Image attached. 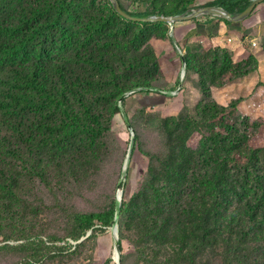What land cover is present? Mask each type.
Here are the masks:
<instances>
[{
  "label": "rangeland",
  "instance_id": "1",
  "mask_svg": "<svg viewBox=\"0 0 264 264\" xmlns=\"http://www.w3.org/2000/svg\"><path fill=\"white\" fill-rule=\"evenodd\" d=\"M208 1L118 0L140 17L177 15ZM64 2L78 13L114 17L125 39L122 54L141 63L123 69L132 89L118 101L108 131L98 133L93 121L81 119L75 133H83L62 159L52 142V152L35 155L33 167H6L17 177L0 187V264H222V251L186 259L214 200L210 180L220 152L218 143L207 149L203 140L240 138L242 164H256L264 185V93L230 86L257 70V58L235 62L227 45L206 35L175 42L176 22L130 21L110 0ZM246 44L264 52V35L255 47ZM262 198L264 211V192ZM115 204L122 213L113 227L78 224L77 217L106 213ZM152 217L161 224L171 219L178 237L154 241L143 230ZM262 239L258 264H264V227Z\"/></svg>",
  "mask_w": 264,
  "mask_h": 264
},
{
  "label": "trees",
  "instance_id": "2",
  "mask_svg": "<svg viewBox=\"0 0 264 264\" xmlns=\"http://www.w3.org/2000/svg\"><path fill=\"white\" fill-rule=\"evenodd\" d=\"M252 2L209 0L204 5H219L235 15ZM119 32L114 17L101 10L78 13L64 0H0V187L17 177L6 167H33L34 156L45 158L53 147L62 159L73 138L83 133H75L81 119L93 121L98 133L109 130L118 101L132 89L123 69L141 63L132 53L122 54L125 39ZM215 143L220 157L214 153L219 158L210 180L211 216L194 230L193 252L186 259L211 250L222 251V264H258L264 227L260 168L242 164L246 149L240 138L205 137L203 147L212 149ZM155 196L163 198L160 192ZM121 213L122 206L115 204L106 213L79 216L77 222L111 228ZM170 226L168 217L162 224L152 217L143 230L165 242L173 233L178 237Z\"/></svg>",
  "mask_w": 264,
  "mask_h": 264
},
{
  "label": "crops",
  "instance_id": "3",
  "mask_svg": "<svg viewBox=\"0 0 264 264\" xmlns=\"http://www.w3.org/2000/svg\"><path fill=\"white\" fill-rule=\"evenodd\" d=\"M173 40L181 43L186 40L205 36L214 37L213 43L225 44L231 51L235 62H243L249 56H255L259 62L257 70L249 76L238 79L230 86H239L240 90L264 93V52L254 50L246 42L257 43L264 35V2L259 4L249 18L240 23L227 24L216 16H203L195 20L176 22L173 26ZM262 83V84H261Z\"/></svg>",
  "mask_w": 264,
  "mask_h": 264
},
{
  "label": "water",
  "instance_id": "4",
  "mask_svg": "<svg viewBox=\"0 0 264 264\" xmlns=\"http://www.w3.org/2000/svg\"><path fill=\"white\" fill-rule=\"evenodd\" d=\"M263 2L264 0H253V2L243 12L235 15L231 14L229 10L219 5H202L190 9L188 12H182L177 15H170V16L150 15L146 17H140V16L131 15L128 12H126L120 6L118 0H110V3L113 9L117 12V14L127 20L134 22H164V23L191 20L193 18L204 15L218 16L231 23H240L246 20L247 18H249L251 14L255 11L256 7ZM118 201H119V194L117 197V202ZM114 233H116L115 229H114Z\"/></svg>",
  "mask_w": 264,
  "mask_h": 264
},
{
  "label": "built area",
  "instance_id": "5",
  "mask_svg": "<svg viewBox=\"0 0 264 264\" xmlns=\"http://www.w3.org/2000/svg\"><path fill=\"white\" fill-rule=\"evenodd\" d=\"M256 45H257V43H255V42L252 43V46H253V47H255Z\"/></svg>",
  "mask_w": 264,
  "mask_h": 264
}]
</instances>
